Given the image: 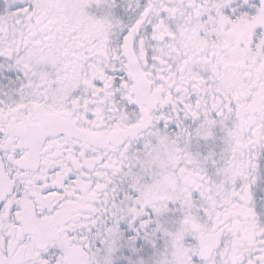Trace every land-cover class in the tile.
<instances>
[{"label":"snow or ice","instance_id":"snow-or-ice-1","mask_svg":"<svg viewBox=\"0 0 264 264\" xmlns=\"http://www.w3.org/2000/svg\"><path fill=\"white\" fill-rule=\"evenodd\" d=\"M0 264H264V0H0Z\"/></svg>","mask_w":264,"mask_h":264}]
</instances>
